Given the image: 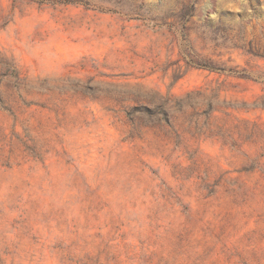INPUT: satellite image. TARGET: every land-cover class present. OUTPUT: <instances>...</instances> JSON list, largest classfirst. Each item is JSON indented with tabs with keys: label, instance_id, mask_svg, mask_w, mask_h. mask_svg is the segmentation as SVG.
<instances>
[{
	"label": "rangeland",
	"instance_id": "1",
	"mask_svg": "<svg viewBox=\"0 0 264 264\" xmlns=\"http://www.w3.org/2000/svg\"><path fill=\"white\" fill-rule=\"evenodd\" d=\"M0 264H264V0H0Z\"/></svg>",
	"mask_w": 264,
	"mask_h": 264
}]
</instances>
